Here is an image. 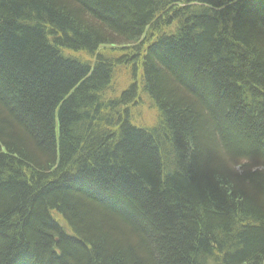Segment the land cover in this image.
Returning <instances> with one entry per match:
<instances>
[{
    "label": "trees",
    "instance_id": "obj_1",
    "mask_svg": "<svg viewBox=\"0 0 264 264\" xmlns=\"http://www.w3.org/2000/svg\"><path fill=\"white\" fill-rule=\"evenodd\" d=\"M0 264H264V0H0Z\"/></svg>",
    "mask_w": 264,
    "mask_h": 264
},
{
    "label": "rangeland",
    "instance_id": "obj_2",
    "mask_svg": "<svg viewBox=\"0 0 264 264\" xmlns=\"http://www.w3.org/2000/svg\"><path fill=\"white\" fill-rule=\"evenodd\" d=\"M125 69L121 68L118 72L117 75L122 76L124 75ZM142 113L140 112V110L138 111L140 113V115L142 116L141 119H143L144 121H146L148 124H152V115H151V110L149 109V106L147 104H145L143 107Z\"/></svg>",
    "mask_w": 264,
    "mask_h": 264
}]
</instances>
